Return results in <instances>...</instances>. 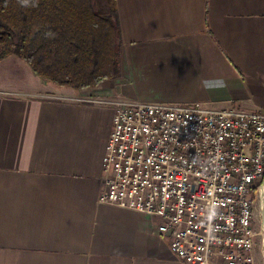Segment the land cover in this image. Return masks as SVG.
<instances>
[{
	"label": "crops",
	"instance_id": "0c3cea01",
	"mask_svg": "<svg viewBox=\"0 0 264 264\" xmlns=\"http://www.w3.org/2000/svg\"><path fill=\"white\" fill-rule=\"evenodd\" d=\"M116 4L117 76L73 88L0 62V264H185L157 219L99 202L116 106L264 112V0Z\"/></svg>",
	"mask_w": 264,
	"mask_h": 264
},
{
	"label": "built area",
	"instance_id": "2783aa9c",
	"mask_svg": "<svg viewBox=\"0 0 264 264\" xmlns=\"http://www.w3.org/2000/svg\"><path fill=\"white\" fill-rule=\"evenodd\" d=\"M103 168L99 202L157 219L183 263L254 264L264 112L120 102Z\"/></svg>",
	"mask_w": 264,
	"mask_h": 264
},
{
	"label": "trees",
	"instance_id": "16d2710c",
	"mask_svg": "<svg viewBox=\"0 0 264 264\" xmlns=\"http://www.w3.org/2000/svg\"><path fill=\"white\" fill-rule=\"evenodd\" d=\"M109 14L92 0H0V61L17 54L45 80L93 87L119 73L116 0Z\"/></svg>",
	"mask_w": 264,
	"mask_h": 264
},
{
	"label": "rangeland",
	"instance_id": "374dc122",
	"mask_svg": "<svg viewBox=\"0 0 264 264\" xmlns=\"http://www.w3.org/2000/svg\"><path fill=\"white\" fill-rule=\"evenodd\" d=\"M96 8L100 9L101 13H104L103 0H92ZM106 2V0H105ZM99 11V12H100ZM106 3H105V15H107ZM102 13V14H103ZM4 60V59H3ZM1 60V61H3ZM0 61V62H1ZM264 185V184H263ZM257 190V195L254 197V215H253V228H254V248L252 254L254 257V264H264V206L261 204L260 187Z\"/></svg>",
	"mask_w": 264,
	"mask_h": 264
},
{
	"label": "bare ground",
	"instance_id": "6f19581e",
	"mask_svg": "<svg viewBox=\"0 0 264 264\" xmlns=\"http://www.w3.org/2000/svg\"><path fill=\"white\" fill-rule=\"evenodd\" d=\"M261 193V204L264 206V185L260 189Z\"/></svg>",
	"mask_w": 264,
	"mask_h": 264
}]
</instances>
